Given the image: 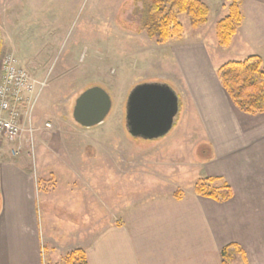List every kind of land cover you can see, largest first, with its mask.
<instances>
[{
	"label": "rangeland",
	"instance_id": "rangeland-1",
	"mask_svg": "<svg viewBox=\"0 0 264 264\" xmlns=\"http://www.w3.org/2000/svg\"><path fill=\"white\" fill-rule=\"evenodd\" d=\"M234 2L227 1L228 10L219 21L215 5L210 3V9L206 4L208 24L196 31L181 16L185 37L161 44L141 31L144 7L138 0H0V60L13 54L21 67L46 83L33 109L36 132L32 145L25 137L19 155L13 156L9 148L1 153L17 161L27 153L32 157L29 162L43 175L40 189L50 195L47 206L54 218L74 217L77 226L84 220L88 231L95 223L102 228L124 226L138 215L146 219L145 228L154 237L158 217H166L167 233L146 239V247H162L180 240L171 236L188 235L192 219L186 221L180 214L174 221L169 216L178 214L174 204L197 203L196 185L207 179L203 162L212 155L202 126L196 127L194 119L184 115L191 83L183 79L172 48L205 40L216 72L228 62L245 60L247 53L264 58V45L251 46L246 52L218 46L217 24L228 16ZM204 54L199 62L207 59ZM194 70L203 71L199 66ZM147 83L165 84L179 97L172 131L152 141L135 139L126 128L130 93ZM92 87L106 90L113 107L102 125L86 129L74 121L73 111L78 97ZM215 183L211 187L230 191L224 202L231 200L230 187ZM169 206H173L170 212ZM166 214L171 215L161 216ZM232 232L243 237L252 233L264 245L263 228H233ZM41 244L43 264H49V244L43 237ZM239 248L242 254L233 264H248L246 253ZM172 253L162 254L165 264L171 262L168 254ZM70 256H57L52 264H82L80 256Z\"/></svg>",
	"mask_w": 264,
	"mask_h": 264
},
{
	"label": "crops",
	"instance_id": "crops-1",
	"mask_svg": "<svg viewBox=\"0 0 264 264\" xmlns=\"http://www.w3.org/2000/svg\"><path fill=\"white\" fill-rule=\"evenodd\" d=\"M201 1L210 9V3L215 5L220 14L217 21L226 15L229 0ZM240 6L243 26L230 48L250 51L251 46H263L264 0H241ZM205 42L184 43L172 49L183 79L191 83L184 115H190L196 127L202 126L205 143L211 148L212 157L202 166L204 177L213 179L215 186L227 184L232 199L220 203L196 194L195 204H174L177 215L161 216L171 215L174 221L180 214L186 221L191 218L188 235L171 236L180 240L162 247H146V239L167 233L166 217H158L160 226L153 227L154 237L148 226L145 228L146 219L138 215L130 217L124 226L102 228L95 223L87 231L84 220L77 226L74 217L69 220L51 215L47 206L50 195L40 189L43 175L30 164L28 153L17 161L0 152V264H43L42 237L49 244V264L57 256H75L80 250L85 264H165L162 254L169 250L173 253L168 254V264H222L221 250L231 243L241 246L248 264H264L261 240L252 233L243 237L232 232L233 228L264 229V114L245 115L235 109L208 58L204 45H210ZM201 52L207 59L199 62ZM198 66L203 69L201 73L194 70Z\"/></svg>",
	"mask_w": 264,
	"mask_h": 264
},
{
	"label": "trees",
	"instance_id": "trees-1",
	"mask_svg": "<svg viewBox=\"0 0 264 264\" xmlns=\"http://www.w3.org/2000/svg\"><path fill=\"white\" fill-rule=\"evenodd\" d=\"M143 4L141 31L158 43L182 39L186 35L180 21L185 16L193 30L204 28L209 21L210 9L201 0H138ZM240 0L229 7V14L217 24L218 46L228 48L243 25V15L238 6ZM219 81L235 109L245 115L264 113V67L260 56H249L243 61L228 62L218 69ZM213 180L204 179L196 185L197 195L217 202L229 199L226 192L211 187ZM230 192V191H229ZM80 262L85 264L83 251H77ZM242 254L236 244H230L221 251L222 264H233L235 257Z\"/></svg>",
	"mask_w": 264,
	"mask_h": 264
},
{
	"label": "water",
	"instance_id": "water-1",
	"mask_svg": "<svg viewBox=\"0 0 264 264\" xmlns=\"http://www.w3.org/2000/svg\"><path fill=\"white\" fill-rule=\"evenodd\" d=\"M111 96L101 87L84 91L76 100L73 119L81 127L102 125L112 111ZM179 113V97L165 84H141L130 93L126 105V128L135 139L147 141L167 136Z\"/></svg>",
	"mask_w": 264,
	"mask_h": 264
},
{
	"label": "built area",
	"instance_id": "built-area-1",
	"mask_svg": "<svg viewBox=\"0 0 264 264\" xmlns=\"http://www.w3.org/2000/svg\"><path fill=\"white\" fill-rule=\"evenodd\" d=\"M43 83L20 66L13 54L0 60V151L10 148L13 156L19 155L22 140L31 142L36 129L33 127V109L45 88ZM47 125V128H50Z\"/></svg>",
	"mask_w": 264,
	"mask_h": 264
}]
</instances>
